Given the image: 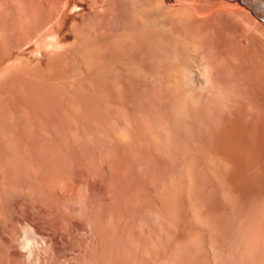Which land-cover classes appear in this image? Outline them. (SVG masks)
Masks as SVG:
<instances>
[{
  "label": "bare ground",
  "instance_id": "obj_1",
  "mask_svg": "<svg viewBox=\"0 0 264 264\" xmlns=\"http://www.w3.org/2000/svg\"><path fill=\"white\" fill-rule=\"evenodd\" d=\"M2 1L0 0V6L3 7ZM18 3L24 8V16L19 17L33 23V28L30 26L33 30L27 35L28 40L25 38L27 42L21 40L25 46H21L33 48V51H45V54L51 56L46 54L51 58L47 60V65L48 61L58 63V59H61L59 63L65 61L68 66H77L78 69L74 68L77 74L73 76H78L76 81L80 80V83L94 84L100 106L95 111V121L92 118L93 145H84L77 152L71 148L58 150V155L54 153L58 159L46 161L47 163L42 161L43 164L36 172L37 179L31 183L36 186L31 188H37L35 192L29 193L30 180L25 177L19 178L21 180L16 187L13 184L15 188L9 184L0 186V264H95L100 259L97 252L107 250L109 253L112 249L110 238L114 211H117L114 207L116 184L114 185L113 173L116 152L118 155L122 151H131L130 155L144 150L150 153L151 159L158 165L191 167L199 160L194 152L197 151L198 140L201 138L197 135L207 129L211 130L212 135L219 136L224 150L241 164L264 161V158L260 159V155H264V136L261 135L262 131L260 133L259 122L263 117L259 112L260 102L258 103L261 95H264V0H18ZM9 7L7 6L8 9ZM75 7L80 10L69 14ZM11 10L12 8L10 12ZM116 18H120L119 23H116ZM47 74L50 76V73ZM44 81L42 79V83ZM85 89L82 88L84 91ZM259 113L261 119L258 117ZM73 124L75 126L76 123ZM71 135L73 136L72 133ZM80 146L81 143L77 145ZM13 150L15 151L14 147ZM10 154L12 156L11 152ZM258 154L259 159L254 157ZM24 167L22 171L26 173ZM186 173L188 178L190 175L194 177L192 172ZM173 176L170 178L175 177ZM9 180L6 182H11ZM152 215L158 219L160 214L153 212ZM158 221L160 222L159 219ZM193 245L194 248L197 243ZM110 256L108 264L111 262Z\"/></svg>",
  "mask_w": 264,
  "mask_h": 264
},
{
  "label": "rangeland",
  "instance_id": "obj_2",
  "mask_svg": "<svg viewBox=\"0 0 264 264\" xmlns=\"http://www.w3.org/2000/svg\"><path fill=\"white\" fill-rule=\"evenodd\" d=\"M2 2L1 3L4 6L3 7L0 6V182H1L0 186L9 184L12 187L14 186L16 187L17 184L19 183V180H21L19 178L25 177L30 180L29 181L30 188H28V191L30 190L29 193H32V192H35V190L37 189V188H34L36 186H34V184H31V183H34L33 181L37 179L36 172L37 170H39V166H41V164L43 163L51 162V161L58 159L56 158L58 157L57 156L59 153L58 150L61 151L62 149L65 150V149L71 148L72 150H76L77 152V150L81 149L82 146L84 145H87V144L88 146L93 145V141L91 139L94 138L93 133H92L93 122L95 121L94 119L96 118V115L94 114H96L95 111L98 110L100 103H98L99 101L98 97H96L95 95L97 91L94 90L95 86L93 83H91L93 84L91 86L90 83L86 84V83H80V80L76 81L78 76L76 77V75L75 76L73 75L77 74L76 71H74L75 70L74 68H77V66L75 65L73 66V64H70L72 66L70 65L68 66L64 60H63L64 62H62L63 64L59 63V61L61 62V59H58V58H57L59 60L58 63L61 64L62 66H60L56 62V58L54 61L57 64L54 62L48 61L50 64L51 63L54 64L53 66L52 64L50 66L49 63L47 65V60H51V58L49 59V57L51 56L46 53L49 56L48 57L44 53L45 51L44 52L42 51L44 53L43 54L41 51H33L34 49L30 47L23 48L25 46L24 43H26L29 38L27 35L31 34L33 30L32 29L33 27L31 26L33 23L31 24L30 23L31 21L29 20L26 21L25 18L19 17V16H24V13H23L24 8L20 3H18V0L16 1L15 0H3ZM8 2H11V3H8ZM15 4L18 5L19 7L21 6L23 9L22 8L20 9L18 6H15ZM7 6H10L9 7L10 9L12 8L11 12H10V9L7 8ZM4 7H5V10L3 9ZM16 8L20 9V12ZM79 10L80 8L78 7L72 8L69 11V14L75 13ZM21 12L23 13V15H21L22 14ZM119 20L120 18H116V23H119ZM25 21L27 22V24ZM28 21L30 24L28 23ZM25 26L27 28H25ZM23 29L25 30V32ZM26 29L28 30L26 31ZM25 38H27V40ZM23 39L26 41H24ZM21 40L24 43H22ZM12 44H14L15 46ZM21 45H23V47ZM31 58H32V61H31ZM12 59H15V60H12ZM43 59L46 60L45 61L46 63L44 62ZM65 65L68 67H66ZM43 66L44 67L46 66V67L44 68ZM56 66H58L57 69H55ZM28 67H33V68H28ZM48 67L50 69V72H48L49 71ZM59 67H60V71H59ZM34 68L38 70H35ZM45 70L46 72H43ZM63 70L66 71L67 74H65ZM41 71H42V74H41ZM26 72L27 73L29 72V73L26 74ZM21 73L23 74V76ZM43 73L46 74V76ZM47 73H50V76ZM63 74L66 75V78L64 77L65 75ZM61 75H63V79H61L62 78ZM13 76L16 79L15 81H14ZM25 76H26V79H25ZM31 76H33L34 78H32ZM47 76H49V78ZM56 76L57 77L59 76V77L57 78ZM5 77H7V79H5ZM27 77L30 78L29 81ZM46 77L48 78V80ZM50 77H52L53 79ZM72 77L74 78V80H72L73 79ZM9 78L11 79L9 80ZM41 78L43 79V81L44 80L49 81V82L51 80L52 81L50 83L45 82V81L42 83ZM19 79L23 80V82H20ZM57 79H60V80H57ZM54 81L55 82L57 81V82L55 83ZM58 82H61V83H58ZM65 82H68V84L65 85ZM53 84L57 88L54 87ZM70 84L72 85L70 86ZM83 85L84 87H82ZM73 86L74 88H72ZM47 87H49V90H47L48 89ZM86 87L89 88V90ZM82 88L83 89L86 88L85 91L86 90L87 91L85 92L84 90H82ZM53 89L55 90L53 91ZM90 90H92L93 92ZM81 91L84 92L83 94L86 93L85 94L86 96L83 95ZM65 92L67 93L69 92V93L68 94L66 93L65 95ZM91 93H93L92 97H91ZM71 94L75 95L74 98H76V96H78L79 98L77 97L75 100ZM81 95H83V97ZM262 97L264 98V95H261V98L258 100V103L260 102L259 112L262 113L263 119H261L262 117L260 113L258 114L260 115L258 117L261 119V121L259 122V126L261 128L260 133L262 131L261 135L264 136L263 135L264 134V114H263L264 113V110H263L264 109V99ZM65 98H67L68 100L67 99L65 100ZM80 99H82L83 103L81 102ZM96 101L98 104L96 103ZM92 102H94L93 103L94 105L92 104L91 106ZM68 103H69V106H68ZM74 106L75 107L77 106V107L75 108ZM87 106L91 108H88ZM60 110L61 112L59 113ZM64 110L65 111L67 110V111L64 112ZM91 112L93 115L91 114ZM68 114L71 116H69ZM62 116L65 118H63ZM92 118L94 121H92ZM66 119H69V120H66ZM73 119L74 121H72ZM87 119L88 120L90 119L91 121L90 120L87 121ZM62 122H64L65 124ZM77 122L79 125L77 124ZM73 123L77 124V125L75 124L76 127L72 126L74 125ZM69 125L72 127H70ZM88 126L89 128H87ZM82 130L84 132H82ZM205 130H206L205 132L204 130H202L197 135V136H200L201 138L198 140L199 145L197 144L198 146L196 149L197 151H194V152H196V155L199 157L198 158L199 160L196 162L195 165H192L191 167L190 166L188 167L187 166H174V165L173 166L172 165H169V166L158 165L154 163L153 159H151L152 156H150V153L144 150H142L143 153H145L148 157L144 156L145 154H143L142 151L141 152L139 151L142 156L139 154V152H137V154L136 152H132L133 154L137 155L135 156L131 153L133 157H131V154L129 155V152L131 151L129 152L127 151L128 153L126 151H122V152L118 151V153L120 152L122 153L118 155H117V152L115 153V156H114L115 158L113 159V162H114L113 164L116 163L115 165H113V167H115L113 168L114 181H115L114 185L116 184L114 186V194H115L114 201L116 200L114 207H115V210H117L118 212L114 211L115 216H114L113 224H112V234H111L112 236L110 238V240L112 239L111 240L112 249H110L111 250L110 251L111 253L109 252L110 254L108 253L107 250H103V251L100 250L99 252H101L102 254L97 252L98 254H100L99 255L100 259L98 261L96 260L95 261L96 263L94 262L95 264H98L99 261H100L99 264H104V263L108 264V259H109L108 256L110 255H111L110 264L112 263L113 264H264V161L262 160H260L261 162L256 161V163L254 162L253 164L252 163L251 164L250 163L241 164L240 161L239 163L238 160L234 158L233 155H230L226 150H224L222 143L220 144L221 141L218 138L219 137L218 135H216L217 136L216 138L215 135H212L213 133L211 134L210 132L211 130L210 131L209 130L207 131V129ZM65 131L66 133H64ZM203 132L206 134H204ZM71 133L73 134V136L71 135ZM207 134L210 136H208ZM56 135H58L59 137L61 136V137L59 138ZM66 135H67V138H66ZM211 135L214 139L211 137ZM81 136H84V137H81ZM91 136L92 138H90ZM44 137L46 138V140ZM53 137H54V140H52ZM64 138L66 140H64ZM79 138L80 140H78ZM41 139L43 141H41ZM87 140L89 142H86ZM63 141H65V143ZM73 141L74 143H70ZM80 143H81V146L77 147V145L79 146ZM70 144L72 146H69ZM13 147L15 151L13 150ZM21 148L24 150V152L23 150H21ZM44 149H47L48 151ZM50 149L52 150L53 153L51 152ZM6 150L7 152L9 151L8 153L9 156L11 155L10 154L11 152L12 156L14 154L15 157L18 158L19 156V158L20 157L21 158L17 159L12 156L9 157ZM29 150L30 151L33 150V151L30 152ZM201 150L203 151L201 152ZM41 151L43 153H41ZM54 153L57 155H55ZM39 154H42V155L40 156ZM45 154H47V157ZM259 155L260 154H258V156L254 155V157H258L259 159L261 156L260 159L264 158V155H260V156ZM31 156H33L34 160ZM123 156L125 157L123 158ZM220 156L222 157L220 158ZM5 157H7V159ZM23 158L25 159V162ZM48 158L49 160H47ZM146 160L147 162H145ZM121 161H125L126 163L124 162L122 163ZM148 161L151 163H149ZM20 162L22 163L20 164ZM117 162H120L121 165H119L120 163L118 164ZM30 163L32 164L30 165ZM198 163L200 164L198 165ZM218 163L220 165H218ZM10 164H12L11 165L12 167H10ZM31 166H33V168H31ZM23 167L26 173L28 171L27 174L23 173L22 171ZM154 167L157 168L158 170L155 169ZM167 167L170 169H168ZM176 167L178 170L176 169ZM29 168H30V171H29ZM189 168L191 169V171H189L190 170ZM153 172L157 173L160 176H158L157 174ZM167 172L168 174L170 173L169 174L170 176H168ZM186 172H188V174L192 172V176L194 177H191L190 175L188 178V175ZM214 172H217V173L214 174ZM173 173H174V176L176 177L175 180H174L175 177L172 175ZM219 173L221 174L222 177H220ZM171 175L174 178H170L172 177ZM10 176L12 178H10ZM165 177L167 180L169 177V180H168L169 183L165 179ZM3 179L4 180L7 179L6 180L7 182L9 179H11L9 180L11 182L7 183ZM2 181L6 184H4ZM14 183L15 185L13 186ZM32 186L34 187L31 188ZM134 186H137V187H134ZM140 186L143 190L139 188ZM120 188L122 189L119 190ZM140 192H142L143 194ZM120 195L122 197H120ZM126 197H128L129 199ZM147 197L148 199H146ZM138 199L140 200V202ZM141 199H142V202H141ZM131 201H133V203ZM125 202L128 203V206H127V203ZM132 204H134V206H132ZM136 204L137 205L139 204L140 206L139 205L137 206ZM141 207L142 208L144 207V208L142 209ZM173 208L175 209V211ZM152 209H154L155 211ZM162 209L164 213H162ZM168 210L171 212L169 213L170 215L168 214L169 212ZM172 210H173V213H172ZM153 212L154 213L158 212V215L160 214L158 217L160 222L158 221L157 217H153L152 215ZM152 218L153 219L156 218V219L153 220ZM165 222H167L166 225H165ZM168 222L171 224H169ZM161 225L164 227H162ZM168 228H170V230H168ZM194 242H196L197 245L193 248L194 246L193 244H196ZM199 248L201 249V251ZM194 249L196 250V252ZM197 253L198 255L201 253V255L198 256ZM103 254L105 255L107 254V255L105 256ZM204 254L206 255L208 254V255L206 256ZM102 256L104 259L102 258ZM104 260H106L107 263Z\"/></svg>",
  "mask_w": 264,
  "mask_h": 264
}]
</instances>
